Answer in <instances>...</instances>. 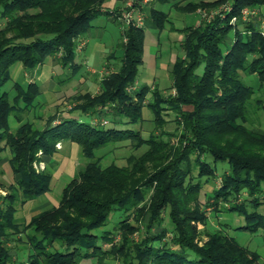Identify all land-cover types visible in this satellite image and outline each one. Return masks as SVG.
Instances as JSON below:
<instances>
[{
    "label": "trees",
    "instance_id": "obj_1",
    "mask_svg": "<svg viewBox=\"0 0 264 264\" xmlns=\"http://www.w3.org/2000/svg\"><path fill=\"white\" fill-rule=\"evenodd\" d=\"M224 1L228 0L174 6L191 13ZM104 2L0 0L1 18L7 19L0 28V154L10 152L8 162L14 176L7 194L0 195V264H81L89 260L103 264L108 255L120 258L122 264H264L257 253L222 230H206L207 240L200 244L202 232L196 225L208 221L205 206L219 213L224 201L230 203L229 211L244 218L239 229L260 232L264 239V212L259 211L264 207V134L244 125L248 105L259 92L253 105L264 106V35L260 21H243L240 15L246 7L262 12L264 0H230L232 10L224 18L218 15L209 23L183 29L184 57L177 58L170 72L175 95L164 97L154 91L155 101L149 104L158 136L145 139L139 130L128 127L143 122L151 93L147 85L129 90L144 62L146 40V28L134 24L123 31L124 54L117 71L102 80L99 93L75 98L69 113L79 116L55 115L44 128L36 127L24 114L42 87L35 81L17 82L15 94L10 95L3 89L13 79V68L21 64L32 71L51 57H58L64 67L74 63L79 38L91 31ZM233 17L237 18L234 24ZM147 20L162 32L169 15L152 7ZM231 32L234 37L229 42ZM243 73L258 78L257 88L243 82ZM169 109L183 128L178 144L172 146L159 137L164 135V114ZM12 114L20 123L15 130L9 122ZM90 115L96 118L82 119ZM105 117L111 125L102 124ZM124 140L149 149L140 157L132 156L126 167H104L99 160L89 163L79 171L80 181L74 177L65 185L58 206L27 223L18 222L19 205L51 190L53 173L47 159L58 151V143L75 142L87 157L95 158L99 149ZM206 156L214 163L227 162L230 170L209 197L214 201L202 205L203 183H195L193 173L197 171V179L207 177V181L217 175ZM38 162L46 167L37 170L34 164ZM152 190L150 203L143 206ZM245 191L248 197L239 202ZM114 211L126 214L115 226L122 241L105 249L103 245L113 243L115 235L95 231L108 224ZM164 211L173 225L170 239ZM141 229L145 235L140 240L130 239ZM19 235L27 237L26 261L11 253L10 243L21 241L15 238Z\"/></svg>",
    "mask_w": 264,
    "mask_h": 264
},
{
    "label": "rangeland",
    "instance_id": "obj_2",
    "mask_svg": "<svg viewBox=\"0 0 264 264\" xmlns=\"http://www.w3.org/2000/svg\"><path fill=\"white\" fill-rule=\"evenodd\" d=\"M192 2H203V1H215V0H190ZM228 1H224L222 3H219L217 5L211 6V7H198L194 12H184L178 8L172 9L171 14L169 15V22L167 23L165 29L161 32L160 36L158 32L153 28H147L150 25V23L147 20V14H149V9L152 8L151 5H156L157 2L154 0H148V2H144L143 0H127L122 8L119 10V15H116L118 13L113 14H106L102 12L100 15L95 17L92 20L93 25L101 26L102 28H96L95 30H91L89 33H87L85 36L89 39L90 44L88 46L89 53L92 44L95 42V39L98 38L99 40H103L106 44H110L113 51L118 50L122 52L121 44L123 41L122 36V27L125 29L129 23L126 24L124 21H127L128 18L131 17V20L135 26L138 27H145L146 29V54H145V66L150 65L149 69H153L154 61L155 59H151V54L149 52L150 48L153 49L152 52L153 56L156 54L157 47V41L160 39V47H161V56L163 60H168L172 58V60L176 59L177 57H184V51L180 45V35L185 38V34L183 30H178L177 27H183V26H201L203 23H209L212 19L211 14L209 13L207 15L206 11L209 10H216V9H223V6L228 3ZM172 3V1H171ZM160 5L159 9L168 12L170 10V5ZM107 9L108 11H111V7L113 4L110 0L107 1ZM247 8V7H246ZM243 10V9H242ZM146 12V15L144 13ZM124 13V14H123ZM258 13V12H257ZM124 15V19L118 18L119 16ZM262 14V19H264V7L262 8V12L258 13L257 17L254 15L251 16L250 21L258 20L261 21L259 15ZM112 15H114L115 18L119 22H116L112 19ZM126 16L128 18L126 19ZM242 15V11L241 14ZM112 16V17H111ZM210 17V18H209ZM242 17V16H241ZM139 20V21H138ZM141 20V21H140ZM130 21V20H129ZM127 21V22H129ZM140 22V23H139ZM7 23V19L1 18L0 15V28L5 27ZM184 29V28H183ZM179 32V34L175 32ZM234 37V33H230V36L228 38V41H232L231 38ZM83 38H85L83 36ZM86 40V38H85ZM120 47V48H119ZM159 47V49H160ZM110 49V48H109ZM78 50V49H77ZM58 58V57H57ZM104 54H100V61H103ZM119 61V60H116ZM51 62V61H50ZM121 62V61H120ZM176 62V61H175ZM52 65H55L56 63H51ZM174 65V64H173ZM117 64L115 67V70L117 69ZM144 66V67H145ZM170 69V68H169ZM27 69L24 68L22 65L18 67L16 65L13 69V78L11 82H9L5 88L4 91L9 92L10 95H14L13 92V84L16 80H21L23 78L31 80L32 75L30 70L26 71ZM59 70V69H58ZM58 70H54L58 74ZM25 72L27 75H25ZM110 72V71H108ZM145 70L141 66L139 68V73L137 76L136 87H138L140 84L149 83L148 75L144 74ZM102 73H107V71H103ZM67 75V74H66ZM65 75V76H66ZM101 77V73L99 74ZM31 76V77H30ZM64 76V78H65ZM99 77V78H100ZM241 78L244 83L251 85L255 88L258 86V78L254 75L249 74H242ZM22 80V82L26 83V80ZM99 79H95L96 87L95 85L91 86L89 90L91 92L97 91V83ZM47 83V82H46ZM73 84V83H72ZM71 88H75V92L67 93L64 96L58 95L55 101H52L54 98L49 93L47 96H44V100H42V105L38 107L35 111L31 112L30 114L26 115L27 121H31L36 127L42 129L44 124L47 123L50 118H52L55 114H58L57 117H62V115H68L71 107L74 106L75 98L78 95L83 94L87 91V88L84 84H80L75 82ZM155 89V88H153ZM157 89V88H156ZM74 91V90H73ZM160 92V95H163L164 97H168L170 95H175V90L172 88V79L171 75L168 78V81L166 83H163L162 88L160 90H157ZM261 93H257L251 103L254 104L255 98L260 97ZM61 96V97H60ZM53 97V98H52ZM154 98L152 95H149L145 104L147 108H144L143 114H144V120L142 123L138 125H129L128 127L137 129L141 132L142 137L147 139L150 136H158L157 133H159L158 129L156 128V123L154 121V113L150 110L149 104L154 102ZM249 104L248 105V117L247 121L244 123L246 127L249 129L254 130L256 133L264 134V106L262 107L259 104ZM76 114V113H75ZM40 115V116H38ZM78 115V114H76ZM59 119V118H57ZM178 117L176 116V113L173 110H166L164 114V120H165V126L163 128L164 135L159 136L163 137L164 141H167L170 143V146L177 145L178 144V136L181 131H183L182 127L178 126ZM84 120H88V118H84ZM103 121V120H102ZM109 121V120H108ZM9 122L11 125V129L15 130L20 123L17 121L14 114H12L9 118ZM181 122V120H180ZM108 125H111L109 123ZM69 143H66L68 146ZM59 145V143L57 144ZM66 145H63V143L58 146L59 151L61 152L60 155H56V158L54 162L49 166L50 170H54V182L51 183V190L46 194L47 198L50 200H46L45 198H37L34 200V202H28V204L25 205H19L18 211L16 214V217L19 219L20 223H27L31 220L33 216L38 212L40 207L39 205L48 202L53 201V203L56 205L60 202L61 193L65 185L73 178L78 177V181H80V178L78 176L79 171L85 170L89 163L94 162L95 160H99L102 166H108L110 164H116L120 167H126L129 166V159L134 157H140L142 154H144L148 149V145H143L141 147L135 146V141L133 140H124L119 141L113 144H110L107 147L101 148L98 151H96V157L95 158H89L87 157L83 150H81V147L78 148H69ZM9 157L10 152L6 151L2 154H0V195H6L7 190L10 189V186L12 183H14V176L11 172L10 165H9ZM206 161H208L213 168L216 169L217 175L215 178H209L207 181V177L202 178L201 180L197 179V171H194V182L201 181L203 183V189L202 194L200 195V202L202 205L207 204L208 202H213V199H210L209 197H212L213 191L220 186V179L224 173L230 170V166L227 162H218L214 163L211 157L206 156ZM41 162H38L37 164H40ZM46 167V165H45ZM4 190V191H3ZM153 190L150 191L147 194V200L142 204L147 205L150 203V198L153 195ZM49 195V196H48ZM248 197L247 192H243L242 195H240V198L238 199L239 202H243ZM45 199V200H44ZM48 204V203H47ZM48 206V205H46ZM45 206V207H46ZM230 203H225L224 201L220 202L219 205V213H216L212 207L205 206V209L208 214V221L206 224L198 223L197 229L198 231L202 232L200 234V238L198 239L199 243L202 244L204 241L207 240L206 237V230H222L230 237L236 239L242 246L249 249L250 251H253L254 253H257L260 256V261L264 262V239L262 234L259 233H251L245 230L239 229L240 226L244 225V218L234 212L229 211ZM225 207V208H224ZM260 212H264V207H260ZM126 214L122 211H114L110 215L109 222L106 226L98 229L95 231L98 235H103L105 231H110L113 233L114 241L113 243H105L103 246L105 249H109L110 245H116L122 241V235L120 234V231L115 229V226L119 221H122L125 219ZM164 217V226L166 227L168 231L167 239L172 237V230L173 225L170 222L168 218V213L163 212ZM133 224H135L134 221H132ZM141 226V225H140ZM145 234H142V229L140 232H135L134 234L130 235V239H133L135 241H138L143 237ZM15 238H21V241H13L10 243L11 247V253L13 254V257L17 258V260H27L28 255V243H27V237L26 235H19ZM16 263V261H14ZM122 260L120 258H117L112 255L106 256L105 260L103 261V264H122ZM81 264H92V261H82Z\"/></svg>",
    "mask_w": 264,
    "mask_h": 264
},
{
    "label": "crops",
    "instance_id": "obj_3",
    "mask_svg": "<svg viewBox=\"0 0 264 264\" xmlns=\"http://www.w3.org/2000/svg\"><path fill=\"white\" fill-rule=\"evenodd\" d=\"M107 1L108 0H105V2L103 4V10L102 11L104 13H106V14H113V13H119L120 8L123 7V5L125 4V2L127 0H110L111 3L113 4V6L111 7V9H113V10H111V11H108V9H107V5H106L107 4ZM154 1L157 2V3H156V5H154V4L151 5V7H155L157 9H159V6L160 5L169 4L172 1L171 5H170L171 6L170 7V10L168 12L164 11V12L168 13V15L171 14V10L173 8L176 9V7L174 6L175 3H180L181 6H184L188 2H190V0H168V2H166L165 0H162V1L154 0ZM159 10H161V9H159ZM161 11H163V10H161ZM144 15L147 16L148 14L146 15V12H145ZM112 16L111 17H112V19L114 21L119 22L117 20V18L114 17V15H112ZM187 26H190V25H187ZM185 27L186 26L177 27V29L178 30H183V28H185ZM96 28H102V27L101 26H98V25H93V27H92L91 30H95ZM123 28L124 27H122V29H121L122 36H123V31H124ZM147 28H152V27L149 26ZM156 31L158 32V34L160 36L161 32H159L158 30H156ZM172 32H175V31H172ZM175 33L179 34V32H175ZM84 37L86 38V40L83 37H80L79 38L80 41H84L85 42V46L81 50H76L74 63L70 64L69 66L64 67L59 62V58H57V57H51L43 65H41V66L37 67L36 69L30 71L31 72V75H32L31 80L27 79V77H26V79H27L26 83L22 82V80H24L25 78H23L21 80L14 81L15 83L20 82L23 85L35 81V82L39 83L41 85V87H42V93L35 100L33 106L29 109L28 113L24 114L25 120H27L26 119V115L27 114H30L31 112L35 111L38 107L43 106L42 105V100H44V96H47V94L50 93L52 96L54 94V98L52 97L53 98L52 101H55L56 99H58L57 98L58 95L64 96V95H66L69 92L70 93L75 92L76 91L75 88H71V87L73 86V84L75 82H77V83L80 82V84L81 83L84 84L85 87L87 88V91L84 92V93H91L92 95H95V94L99 93V91L101 89V82H102V80L107 75L112 74L113 72L117 71V69L119 68V66L121 64V62H120L121 57L124 54L123 50H122V52H120L119 49L113 51L112 48H111V46H110V44H106L105 42H103V40H99L98 38H96L95 39V42L91 46V49H90L89 53H87L88 46L90 44V41H89V39L86 36H84ZM180 40H181L180 45L182 47V42L184 40V37H182L181 35H180ZM156 45H157L158 49L156 50V54L154 56H153V53L154 52H152L153 49L150 48V50H149V52L151 54V56H150L151 59L153 58V59L156 60V61H154L153 69L152 68L149 69V66L150 65H146L145 66V62H146V60H145V54L147 52V50H146V40H145L144 62H143V64L141 66L145 70L144 74L148 75V77H146V79H148L149 83L140 84L138 86V87L143 86V85L149 86L150 89H151V93L149 95H152V93L154 91L157 92V90H160V88H162V86H163V83H166L168 81V78L170 76V72L172 70L173 64L175 63V61L178 58L177 57L174 60H172V58H170L167 61L166 60H163L162 59V56H161V51L162 50H161V47H160V45H161L160 44V39H158ZM120 47L122 49V44H121ZM159 47H160V49H159ZM101 53L104 54L103 61H100V54ZM116 60H119V61H116ZM53 62H55L56 64L55 65H52L51 63H53ZM116 64L118 66H117V69L115 70ZM17 65H18V67L21 66V64H17ZM55 69H56V71L59 69L58 70V74H57V72L54 71ZM104 70L107 71V73H105V74L102 73ZM26 71H28V70H26ZM108 71H110V72H108ZM100 73H101V77L99 75ZM25 75H27L26 72H25ZM64 76H65V78H64ZM95 79H99V80H98V83H97V85H98L97 86V91L93 93V92H91L89 90V88L91 86H93V85H95V87H96ZM14 84H13V92L15 94ZM153 88H155V89H153ZM75 105H76V102H74V106L73 107H75ZM73 107H71V109ZM144 108H147V107L145 106ZM71 109H70V111H71ZM70 114H71V112L68 113V115H70ZM76 114H78V113H76ZM76 114L75 113H72L71 115H74V116H77L78 117L79 114L78 115H76ZM55 115L57 116L58 114H55ZM68 115H65V116H68ZM38 116H40V115H38ZM84 118H88V120L89 119L91 120V119H94L96 117L95 116L92 117L90 115V116H87V117L86 116H83L82 119H84ZM102 120H106L107 121V124L109 123V121H108L109 118H107V117L103 118ZM95 121H97V119ZM46 124L47 123L44 124L43 128L46 126ZM92 124H95V123H92ZM62 143H63V145H66V143H69L68 144L69 148H73V147L78 148V147H80L75 142H68L67 141V142H61V144ZM60 154H61V152L58 149V151L55 153V155L53 156V158L47 159L48 165L50 166L54 162V160L56 158V155H60ZM54 170H56V169H54ZM54 170L51 169V171L53 173V179H54ZM53 182H54V180H52V183ZM46 194L43 195V198H45L46 200H50V199H48L49 197L47 198ZM41 198H42V196H41ZM30 202H34V200L33 201H30ZM46 205H48V206H46ZM58 205H59V203L55 205L53 203V201L44 202V203H42V204L39 205L40 208L38 210H36L38 212L35 215H37L40 212H43V211H45L47 209H50L52 207H56ZM18 222H20L19 219H18Z\"/></svg>",
    "mask_w": 264,
    "mask_h": 264
},
{
    "label": "built area",
    "instance_id": "obj_4",
    "mask_svg": "<svg viewBox=\"0 0 264 264\" xmlns=\"http://www.w3.org/2000/svg\"><path fill=\"white\" fill-rule=\"evenodd\" d=\"M143 1L144 2H148V0H143ZM231 10H232V5H231L230 2H228V3H226V5L223 6V9H216V10H211V11L209 10L208 12L206 11V13H207V15L209 13L211 14V17H212L211 19H213L215 16H218V15L224 18L226 16V14H228V13L231 12ZM257 12L260 13L261 11L259 9L255 8V7H247V8H244L242 10V15H241L242 17L241 18H242L243 21H250L251 20V16L250 15H254L255 17H257V15H258ZM123 14H121L122 16H119L118 17V18H120V20L121 19H124V15ZM125 17H126V19L128 18V16H126V15H125ZM260 20L261 21H260L259 29H260L261 33L264 35V19H260ZM127 21H129V22H127ZM127 21H124V22L126 24L133 23L132 20H131V17L128 18ZM236 22H237V18L236 17H233L231 19V23L234 24ZM84 46H85V42L84 41H80L79 44H78L77 49L78 50H81V49H83ZM136 86L137 85L131 86L129 88V90H135ZM102 124H107V121L106 120H103L102 121ZM59 145H60V143H59ZM59 145H57V148H58ZM34 166H35V168L37 170H43L45 168V163L44 162H41L40 164L35 163ZM0 192H1V190H0Z\"/></svg>",
    "mask_w": 264,
    "mask_h": 264
}]
</instances>
